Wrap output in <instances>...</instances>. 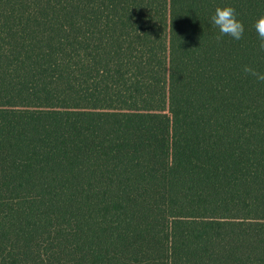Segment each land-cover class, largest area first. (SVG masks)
Wrapping results in <instances>:
<instances>
[{"label": "trees", "instance_id": "obj_1", "mask_svg": "<svg viewBox=\"0 0 264 264\" xmlns=\"http://www.w3.org/2000/svg\"><path fill=\"white\" fill-rule=\"evenodd\" d=\"M262 16L0 0V264H264Z\"/></svg>", "mask_w": 264, "mask_h": 264}, {"label": "clouds", "instance_id": "obj_2", "mask_svg": "<svg viewBox=\"0 0 264 264\" xmlns=\"http://www.w3.org/2000/svg\"><path fill=\"white\" fill-rule=\"evenodd\" d=\"M237 17L236 9L232 6L217 7L215 9V13L211 16L209 23L213 28L219 30L215 37L217 42H221L225 36L230 37L234 41L244 39L245 26ZM254 28L258 34V51L264 53V16L256 21ZM243 72L246 76L253 77L256 81L264 83V73L257 71L252 66L245 65Z\"/></svg>", "mask_w": 264, "mask_h": 264}]
</instances>
